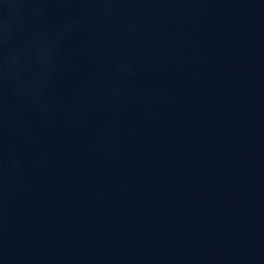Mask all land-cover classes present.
Here are the masks:
<instances>
[{
    "label": "water",
    "instance_id": "water-1",
    "mask_svg": "<svg viewBox=\"0 0 264 264\" xmlns=\"http://www.w3.org/2000/svg\"><path fill=\"white\" fill-rule=\"evenodd\" d=\"M0 264H264V0H0Z\"/></svg>",
    "mask_w": 264,
    "mask_h": 264
}]
</instances>
